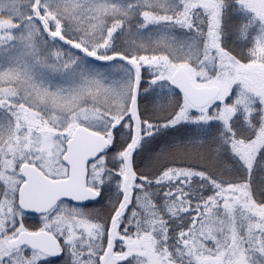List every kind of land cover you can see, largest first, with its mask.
I'll use <instances>...</instances> for the list:
<instances>
[{"label": "trees", "instance_id": "trees-1", "mask_svg": "<svg viewBox=\"0 0 264 264\" xmlns=\"http://www.w3.org/2000/svg\"><path fill=\"white\" fill-rule=\"evenodd\" d=\"M4 1L6 3L0 2V19H8L18 28L34 20L41 25L43 32L36 36V49L32 53L37 54L31 56V53L25 63L14 55L18 51L16 41L0 50V79L31 70L34 72L33 80L37 81L34 85L46 89L50 85L61 86L63 79L60 78L64 77V74L60 76L61 73L70 71L75 65L77 72L78 69L83 70L81 76L85 80L80 92L83 107L103 113L110 121L115 119L110 146L103 154L107 161L105 177L96 188L101 193L99 201L83 206L63 202L82 209L90 220L105 229L104 244L108 241L111 227L117 229L118 238L111 246L117 254V264H139L143 260L144 264H162V261L165 264H194L193 244H199L204 236L195 230L188 233L193 216L203 208L208 198L222 189L233 187L232 190L238 188L244 192L243 185L248 183L254 186L252 196L249 195L252 204H243L244 211L253 216V227L248 232L246 222L242 224L239 237L253 254L252 263L264 264V172L260 168L261 174H253L254 181H249L246 175L249 168L231 147L232 139H236L232 134L243 140H252L258 133L257 126L246 128L238 121L237 131L228 130L229 135H226V129L222 127L224 123L219 119L221 112L213 109L207 113L192 111L189 117L175 123L173 120L178 119L184 104L181 92L172 85L156 87L158 84L151 83L152 75L146 73L148 68L160 71L163 63L168 61L193 63L186 55L191 51L195 36L204 41L198 50L205 49L209 25L204 24L200 31L202 22L199 21L187 29L181 22L184 11L181 0H150L147 8L142 7L144 0H107L106 5L103 2L101 5L99 0H24L29 5H25V14L18 10L22 9L19 0ZM162 1H173L169 12L160 10ZM235 1L225 0L219 29L220 45H217L241 62L249 63L256 58L255 39L260 24L250 13L241 12L240 7L234 5ZM150 9L162 16L159 23H144V12ZM49 50L52 57L46 55ZM116 56L137 61L141 70L130 79L121 62L114 61ZM0 82L5 86V80ZM32 84L25 82L28 88ZM135 89L138 91L137 119L141 120L143 127L131 152L134 182L125 191L121 182V161L119 164L115 157L134 141V129L128 128L127 122L132 119L129 106L133 103ZM24 90L26 87L21 91L30 103L20 100L21 104L25 103L31 109V105L41 106L34 103ZM166 95H174L175 99L170 101L172 104H165L168 100ZM113 101L123 105V109H112ZM157 113H168L169 116L159 117ZM39 114L45 116L40 111ZM128 114L130 117L126 120L124 117ZM172 115L175 116L170 118ZM262 151L264 154V149ZM180 171L193 174L191 181L182 186L185 192L182 202L170 194L172 192L168 188L172 185L165 181L169 173ZM255 186L259 189L256 192ZM123 192L125 212L117 215ZM242 199L245 202L244 197ZM235 213H232L234 221ZM27 217L40 226V216ZM35 226L29 227L37 229ZM210 244L215 246L214 239ZM139 250L144 252L143 260L138 259ZM96 251L92 254L100 261L102 254ZM82 260L89 264L92 259L85 257ZM78 261L81 262L78 256L65 251L63 255L59 253L43 260L41 264H77Z\"/></svg>", "mask_w": 264, "mask_h": 264}, {"label": "rangeland", "instance_id": "rangeland-1", "mask_svg": "<svg viewBox=\"0 0 264 264\" xmlns=\"http://www.w3.org/2000/svg\"><path fill=\"white\" fill-rule=\"evenodd\" d=\"M148 1L150 0H144L143 8L149 7ZM181 1L184 3L181 22L186 25L187 29L199 21L202 22L200 31L204 24L209 25V37L205 43V49L198 50V46L201 45V42L204 44V41L195 36L192 47L189 49L191 51H188V55H186V58H190L193 63L168 61L163 63L160 71L155 68H148L146 73L152 75L154 79L151 83L158 84L156 85L158 88L168 85L177 88L173 84L172 77L178 69H184L194 86L198 88L219 87V95L203 107L192 105L181 93L184 104L177 116L178 119L175 118L176 120L173 122L183 121L190 116L192 111L207 113L213 109L215 112H221L220 118H218L220 122L224 123L222 127L226 129V135H229L228 130L230 132L231 130L237 131L236 123L238 121H241L246 128L257 126L258 133L252 140H243L235 133L231 135L236 138L232 139L231 147L240 161L249 168L246 172L247 179L254 181V176L251 177L253 174L258 172L261 174L260 168L264 172V154L262 151L264 149V0H236L234 3L235 6L240 7L241 12L245 11L253 15L260 24L255 39L256 58L249 63L241 62L217 45V43L220 45L219 29L226 7L225 0ZM0 2L6 3L4 0H0ZM102 2L106 5L107 0H99L101 5ZM172 2L162 1L159 4L160 10L164 13L169 12L172 8L170 7ZM18 3L22 6L21 10L18 9L19 12L25 14L26 2L19 0ZM28 3L30 4V2ZM26 6L29 7V5ZM161 19L162 16L152 9L144 12L146 25L159 23L158 20L161 21ZM17 30L18 32H16ZM42 32L41 25L34 20L27 21L26 25L18 28L8 19H0V50L16 41L18 51L14 52V55L20 57L25 63L26 57L36 49V36ZM36 54L32 53L31 56ZM46 55L52 57L50 50ZM116 60L121 62V67L128 73L130 79H133L134 74L141 70V65L135 60L126 59L122 56H116L114 61L118 62ZM72 68L66 73L64 71L61 73L60 76L64 74V77L60 78V80L63 79L61 86L55 84L46 89L34 85L37 84V81L33 80L34 72L31 70H26L28 72L25 74L17 73L0 79V81H6L5 86H2L0 82V264H41L43 260L49 259L46 254L27 246L10 247V243L26 231L50 233L59 243L57 255L59 253L63 255L65 251L67 253L69 251L74 257L78 256L80 259L81 262L78 261L77 264H85L86 261L82 260L85 257L92 259L89 264H117V254L111 248L115 239L118 238L115 227H111L108 241L104 244L105 229L90 220L80 208L63 202L51 213L40 216V226H38L39 223L28 218V215L24 214L18 206L19 189L24 182L21 172L23 164L35 165L53 179L68 176V167L63 163V156L66 153L67 141L77 127L85 126L105 134L110 146V137L116 124L115 119L110 121L108 116L103 113L83 107V95L80 94L82 81H85L81 76L83 70L78 69L79 73L75 65ZM36 75L41 74L36 73ZM26 81L33 83L30 88L25 85ZM20 87H26V91H24L34 103L41 106L31 105L33 107L31 109L27 107V104H21L20 100L28 101L29 99L22 93ZM137 89L134 91L133 103L131 102L129 106L132 119L127 122V127L134 129V141L120 156L115 157L117 158L116 162L119 161L120 164L121 161V168L123 169V171L121 170V182L125 191L127 186L134 182V163L131 160V152L143 127L141 120L137 119ZM177 90L179 89L177 88ZM173 98L174 95H166L162 101L165 100V104L170 105ZM225 99L228 100L224 103ZM28 102L30 103V101ZM113 108L121 110L123 105L115 103ZM39 111L45 116L41 117ZM157 114L159 117H165L168 113L165 115ZM174 116L172 115L170 118ZM129 117L128 114L124 118L127 120ZM213 117L217 118L216 116ZM128 128L126 129L128 130ZM102 131H108V133ZM106 164V156L102 154L89 166V185L99 193L100 191L96 188L105 177ZM254 170L256 171L253 172ZM192 176L193 174L187 171L167 175L165 181H170L172 185L167 190L172 192L170 194L176 200L180 199L181 201L184 198L185 192L182 186L189 183ZM253 187L251 183L243 185L244 192L238 191V188L232 190L233 187L222 189L214 197L208 198L203 208L199 209L193 216L194 221L188 233L195 230L204 236V240L200 241L199 244H193L195 249L194 264H253V254H250V249L240 238L242 224L246 222L248 232L253 227V216L244 211L245 204H243H252L250 196H252ZM257 190L259 189L255 186V192ZM123 197V201L118 206L117 215L125 212L124 192ZM242 197H244L245 202ZM236 211L238 212L235 213ZM232 213H235V221L232 220ZM35 225L38 226L37 229H30L29 226L34 227ZM211 239H214L215 246H211ZM187 243L185 242L184 245ZM253 246L257 245L254 244ZM96 250L102 254L100 261L95 254H92L96 253ZM258 251H262V249H258ZM137 254L138 259L143 260L144 252L140 251ZM262 254H264L263 251ZM139 264H144V260ZM162 264L165 262L162 261Z\"/></svg>", "mask_w": 264, "mask_h": 264}, {"label": "water", "instance_id": "water-1", "mask_svg": "<svg viewBox=\"0 0 264 264\" xmlns=\"http://www.w3.org/2000/svg\"><path fill=\"white\" fill-rule=\"evenodd\" d=\"M173 84L187 100L196 107H203L215 99L220 89L217 86L198 88L184 69L175 71ZM109 147V140L85 126L75 129L66 145L63 163L68 167V176L53 179L39 168L24 164L21 168L24 183L18 195L19 207L28 214L43 215L66 200L76 205H88L99 201L101 194L89 185V165L96 161ZM28 246L50 256L57 254L59 243L50 233L23 232L10 243L11 248Z\"/></svg>", "mask_w": 264, "mask_h": 264}, {"label": "flooded vegetation", "instance_id": "flooded-vegetation-1", "mask_svg": "<svg viewBox=\"0 0 264 264\" xmlns=\"http://www.w3.org/2000/svg\"><path fill=\"white\" fill-rule=\"evenodd\" d=\"M23 165H24V164H23ZM23 165H22V166H23ZM26 215H29V214H26ZM32 216H34V215H32Z\"/></svg>", "mask_w": 264, "mask_h": 264}]
</instances>
